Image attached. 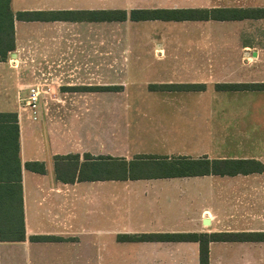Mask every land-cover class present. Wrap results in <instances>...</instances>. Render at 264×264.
I'll use <instances>...</instances> for the list:
<instances>
[{
    "label": "crops",
    "instance_id": "crops-1",
    "mask_svg": "<svg viewBox=\"0 0 264 264\" xmlns=\"http://www.w3.org/2000/svg\"><path fill=\"white\" fill-rule=\"evenodd\" d=\"M105 4L106 0H10V9L14 14L82 12L107 10ZM260 20L197 22H202V34L212 23ZM106 24L14 21L15 50L9 61L0 62V113L17 118L24 240L0 242V264H199L197 242L140 237L200 233L245 234L235 241L210 242L209 264H264V172L168 177L166 172L133 175L130 167L202 158L264 164V142L235 134L228 120L217 117L224 112L245 113V101H237L236 95L255 97L264 91L216 89L224 83L264 84V45L259 38L243 43L236 59H221L216 65L209 58L198 64L177 65L178 49L183 46L168 58L162 47L159 52L163 56L154 58L156 67L174 65L165 70L167 76L157 74L151 79L146 97L163 106L135 101L139 106L127 102L106 112L100 107V103L106 105V91L94 92L96 101L91 104L87 90L93 87L89 83L107 81L105 50L97 43L90 55V46L83 41L84 36L88 38ZM234 30L249 36L264 35V29ZM208 34L196 42L204 43ZM121 66L119 58L108 66L114 81ZM138 66L142 65L135 60L131 69H126V77L132 80L134 73L141 72ZM186 69L189 79L184 76ZM37 81L51 86L49 95L39 101L38 117L33 121L20 111L18 94L23 96L25 92L19 90ZM164 85H198L203 89L151 88ZM123 93L127 96L126 90L113 94ZM190 98L195 101V110L185 106ZM207 114L213 115L210 127L199 117ZM223 146L242 150L219 154ZM121 162L129 165L127 179L106 180L107 164L115 167ZM27 163L42 165L44 172L29 171Z\"/></svg>",
    "mask_w": 264,
    "mask_h": 264
},
{
    "label": "rangeland",
    "instance_id": "rangeland-1",
    "mask_svg": "<svg viewBox=\"0 0 264 264\" xmlns=\"http://www.w3.org/2000/svg\"><path fill=\"white\" fill-rule=\"evenodd\" d=\"M107 10H126L129 12L133 9H177V8H208L210 10L212 7L219 8H237V9H258L264 8V1L262 0H207V1H197V0H106ZM258 20V19H255ZM210 22V21H208ZM201 23L197 21H180V22H163V21H145V22H131L129 20L125 22H111L105 25V28H100V30L95 33H90L86 38L84 36V44L88 43L90 46V55L97 43L101 44L105 50V60L107 65V81L105 83H89L93 86L89 90L90 93V103L93 104L96 101V96L93 95L94 92L101 91V88L94 86H115L113 90L105 92V102L106 105L100 103V107H104L106 112L111 109V107H119L115 105L126 106L127 102L129 106H139L135 101H142L145 103L144 106H163L158 103H153L148 97H146V91L148 90V83H151V79L155 75L167 76L168 73L165 70H170L171 66L174 64H198L199 61H203L209 58V61L213 62V65L217 64L221 59H231L237 58V49H240L241 45L248 44L251 40L259 38V42L264 45V35L254 34L249 36V34H241L239 31L234 29H255L259 32L264 29V19L260 21H249L245 23H224L216 25L214 23L205 26V31L201 34ZM246 27V28H245ZM196 28V29H195ZM214 28H220L223 30H230L228 32H215L211 31ZM19 32L22 33V28H18ZM205 36L204 43H197L201 41L200 37ZM208 40V41H207ZM179 46L183 48L178 49ZM165 48V57L168 58L171 54L175 53L178 49V55L176 62L168 63L170 67L168 68H158L154 62V58L163 56L159 51ZM164 57V58H165ZM120 59L122 66L120 67V75L116 77L114 81L112 76L108 74L109 65L112 64L114 59ZM9 57L6 61H9ZM172 59V57L170 58ZM128 60V66L126 67V62ZM138 60L142 66H138L142 69L141 72L132 75V80L130 77H126V69H131L132 65ZM183 60V61H182ZM185 61V62H184ZM174 62V61H173ZM14 65V64H11ZM15 67V66H14ZM11 67V68H14ZM156 69H159L157 71ZM263 70L261 75L264 76V66L261 67ZM133 71V70H132ZM187 73H184L185 79H189L191 74L186 69ZM134 72V71H133ZM217 74V72H215ZM214 74V78H216ZM217 79V78H216ZM223 83V82H221ZM80 85V84H79ZM82 85L87 86L88 83H83ZM148 85V86H147ZM228 85V84H220ZM203 89V86H201ZM217 89V88H216ZM127 91V96L123 93L122 95H114V92H125ZM218 90V89H217ZM229 95L232 93L229 92ZM140 96V99L134 97ZM235 97V96H233ZM103 96L101 95V101ZM197 100V98H196ZM237 101H245L244 108L247 110L245 113L229 114L224 112L219 114L218 118H223L228 120L229 128L235 130V134L248 136L252 138V141H263L264 142V93L251 97H238L236 95ZM117 101V102H115ZM115 102V103H114ZM97 104H95L96 106ZM186 108L196 109V104L194 99H187L185 103ZM243 107V105H239ZM206 121L208 127L213 120V115H200ZM210 121V122H209ZM110 116H107L106 127H111ZM190 129V124L186 126ZM230 134V133H229ZM213 151L215 148H212ZM225 150L232 152H241L242 148H236V146L221 147L218 151H222L224 154ZM170 171V168L160 165H145V166H132L131 173L134 175H152L159 172Z\"/></svg>",
    "mask_w": 264,
    "mask_h": 264
},
{
    "label": "trees",
    "instance_id": "trees-1",
    "mask_svg": "<svg viewBox=\"0 0 264 264\" xmlns=\"http://www.w3.org/2000/svg\"><path fill=\"white\" fill-rule=\"evenodd\" d=\"M245 19H264V8L258 9H133L101 11H59V12H18L10 9V0H0V62L7 60L15 50L14 21H87V22H145V21H240ZM153 89L198 91V85H164ZM220 91H264V84L218 85ZM88 89H91L88 88ZM112 87H101L111 91ZM170 168L168 177H197L206 175L235 176L264 172V164L255 160H181L161 164ZM128 166V167H127ZM132 167V164H130ZM29 171L43 173V166L27 163ZM129 165L121 162L113 167L107 164L106 180L127 179ZM132 169V168H131ZM245 234H173L150 235L140 239L165 241H192L200 245L199 264H209L208 246L213 241H235ZM36 240L42 238H34ZM131 239V238H128ZM137 239V238H136ZM24 240V222L21 197V164L19 159L18 125L15 114L0 113V242Z\"/></svg>",
    "mask_w": 264,
    "mask_h": 264
},
{
    "label": "built area",
    "instance_id": "built-area-1",
    "mask_svg": "<svg viewBox=\"0 0 264 264\" xmlns=\"http://www.w3.org/2000/svg\"><path fill=\"white\" fill-rule=\"evenodd\" d=\"M50 86L51 85L46 82L37 81L19 90L25 92L23 96L18 94L19 109L21 112L27 113L29 119L33 121L37 120L39 101L49 95Z\"/></svg>",
    "mask_w": 264,
    "mask_h": 264
}]
</instances>
